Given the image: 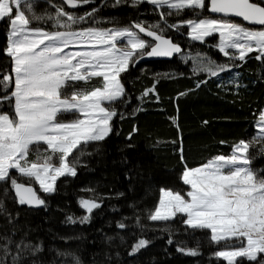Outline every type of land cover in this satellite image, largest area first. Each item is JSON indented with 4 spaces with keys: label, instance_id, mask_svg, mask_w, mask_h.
Listing matches in <instances>:
<instances>
[{
    "label": "trees",
    "instance_id": "trees-1",
    "mask_svg": "<svg viewBox=\"0 0 264 264\" xmlns=\"http://www.w3.org/2000/svg\"><path fill=\"white\" fill-rule=\"evenodd\" d=\"M53 2L60 4L61 0ZM40 4L37 14L53 11ZM93 8L96 15L81 28H123L134 22L163 25V9H155L147 0L135 7L130 0L120 4L94 0L65 10L82 15ZM204 17L211 15L201 12L200 18ZM187 19L196 16L185 10L167 21L179 24ZM38 24L54 30L51 22H35L34 26ZM9 30L6 21L0 23V74H12L13 62L6 55ZM165 35L182 46L180 55L172 61L130 66L121 75L126 99L115 105L118 116L112 121L110 135L83 146L76 175L59 178L53 194L34 186L45 201L43 208L20 204L10 182H0V264H14L19 251L16 244L21 241L31 247L15 264H73V257L80 264H228L215 255L228 250L225 242L210 241V230L190 228L182 222L185 215L152 221L149 214L159 205L162 189L182 195L190 190L181 179L186 167L203 165L217 155L228 156L233 145L257 136L256 126L264 110V58L257 59L260 53L253 52L244 61L232 62L216 49L217 36L201 43L193 41L186 25L168 28ZM188 54H203L226 65V70L216 76L195 72L185 61ZM97 86H102L100 77L74 85L86 90ZM12 90L9 87L7 94ZM5 94L0 90V96ZM13 105L14 98L4 101L0 111L11 113ZM74 118L72 114L60 116L64 121ZM258 147L259 143L249 151L250 167L264 175V154ZM33 152L28 159H35ZM11 174L18 182L29 183L24 176ZM82 199L95 200L100 206L89 214L80 205ZM85 215L89 220L81 223ZM69 216L76 222H70ZM140 239L149 243L134 252ZM37 247L40 250L34 251ZM188 250L198 254L190 255ZM261 260L264 255L256 260L240 258L236 264H259Z\"/></svg>",
    "mask_w": 264,
    "mask_h": 264
},
{
    "label": "snow or ice",
    "instance_id": "snow-or-ice-1",
    "mask_svg": "<svg viewBox=\"0 0 264 264\" xmlns=\"http://www.w3.org/2000/svg\"><path fill=\"white\" fill-rule=\"evenodd\" d=\"M41 2L54 11L37 14L35 9ZM92 2L94 0H61L60 4L53 0H0V22L6 21L10 29L6 55L13 62L12 74H0V90L6 93L0 96V104L14 98L11 113L0 111V182H10L20 204H44L32 182L44 193L55 191L58 177L76 175L83 146L103 141L109 135L112 121L118 116L115 105L126 99L121 74L127 72L130 65L134 66L146 56L171 57L181 52L180 46L166 37L168 28L187 25L191 39L201 42L218 33L216 47L231 60L244 61L253 51H259L257 59L264 56V27L250 28L230 19L237 17L248 25L264 26V0H147L155 9H163L160 12L163 25L134 22L123 28L74 30L75 25L93 18L97 9L78 15L66 11L65 7L76 8ZM122 2L128 3V0H116V4ZM130 2L135 7L145 0ZM185 10L192 12L196 19L168 24L169 16H180ZM205 11L229 19L200 18V13ZM34 21L51 22L52 28L64 30L48 31L39 24L32 26ZM73 46L90 50L65 51ZM226 67L208 59L198 62L194 71L216 76ZM93 77L102 78V86L91 90L74 87L76 82ZM9 87L13 90L7 94ZM64 114H73L75 118L61 120ZM258 123L257 136L252 141L241 140L233 145L230 155H217L203 165L186 167L181 179L190 190L182 195L179 191L162 189L159 205L150 212L149 219L169 221L177 213L186 215L184 224L192 229L210 230V241L217 244L224 241V247L232 249L215 253L228 264H236L237 257L256 260V253H264V175L250 167L252 157L249 155L257 143L256 150L264 154V110L260 112ZM40 143L50 152L41 155L37 148L36 159L29 161V154ZM10 170L27 177L29 183L18 182ZM80 205L89 214L100 206L95 200L85 199ZM0 211H3L2 203ZM68 220L76 222L71 216ZM88 220V215L80 218L81 223ZM233 239L235 244L231 242ZM148 243L140 239L133 251ZM30 247L23 241L16 244L19 251L13 257L14 264ZM3 251L8 252L6 244ZM188 254L198 253L188 250ZM73 264H80L79 259L73 257ZM259 264H264V260Z\"/></svg>",
    "mask_w": 264,
    "mask_h": 264
},
{
    "label": "rangeland",
    "instance_id": "rangeland-1",
    "mask_svg": "<svg viewBox=\"0 0 264 264\" xmlns=\"http://www.w3.org/2000/svg\"><path fill=\"white\" fill-rule=\"evenodd\" d=\"M41 5V4H40ZM39 5V6H40ZM77 7H83V5H78ZM54 11V10H53ZM52 11V12H53ZM42 14V13H41ZM76 14H78V15H80L79 13H76ZM210 18H216V17H210ZM219 19H222V18H219ZM235 22H237V23H241V22H238V21H236V20H234ZM35 22H37V21H34L33 22V25L32 26H34V23ZM1 23V22H0ZM83 23V22H82ZM82 23L81 24H78V25H75L74 26V30H79V29H82L81 28V25H82ZM187 26V25H186ZM188 27V26H187ZM189 28V27H188ZM55 30H60V31H62V30H64V29H55L54 28V30L53 31H55ZM49 31V30H48ZM189 32H190V28H189ZM212 36H217L218 37V40H217V45H218V43H219V34L218 33H214ZM212 36H208V37H205L204 38V41L206 40V39H208V38H210V37H212ZM189 38L191 39V37H190V35H189ZM192 40V39H191ZM193 41H195V40H193ZM196 42H200L201 43V41H196ZM216 49L219 51V49H218V47H216ZM78 50H90V49H82V48H79V47H75V46H73V47H70V48H68V49H65V51H78ZM230 52H232V51H234V50H229ZM220 52V51H219ZM253 52H259V51H253ZM253 52H251V53H253ZM221 53V52H220ZM251 53H248L246 56H248L249 54H251ZM221 54H223V53H221ZM224 55V54H223ZM225 56V55H224ZM262 58H264V56H262ZM208 60V58L205 56V55H203V54H188V55H186L185 56V61L186 62H189L190 64H191V67L194 69V68H196L197 67V64H198V62H200V61H207ZM236 61H239L238 59L237 60H232V62H236ZM131 66V65H130ZM130 66H129V68H130ZM123 74V73H122ZM121 74V75H122ZM93 78H95V77H93ZM92 79V78H91ZM84 82V81H83ZM71 90L72 89H70L69 90V92H71ZM73 115V114H72ZM74 116V115H73ZM259 127H260V125H259V123H257V126H256V129H257V134H258V132H259ZM111 133V132H110ZM110 133H109V135H110ZM108 135V136H109ZM107 136V137H108ZM34 155L36 156V149L38 148L39 149V151H40V153H41V155H46V154H48L49 152H50V150H47V146L45 145V144H43V143H40L39 145H36V147L34 146ZM29 157V156H28ZM35 159H36V157H34ZM35 159H33V160H35ZM33 160H30L29 159V161H33ZM54 162H55V160H54ZM21 163H23V161L21 162ZM11 172H16L15 170H10ZM17 174H19L18 172H16ZM66 176H71V175H66ZM63 177V176H62ZM71 177H73V176H71ZM27 180H28V178L27 177H25ZM59 178H61V177H58L57 179H56V181H55V186H56V183H57V181H58V179ZM32 186H36L37 188H38V190L40 191V192H42V193H44L42 190H40L39 189V185L37 184V183H35L34 181L32 182ZM190 187V186H189ZM54 193V191L53 192H51V193H45V194H53ZM162 194V193H161ZM177 215H184V214H180V213H177ZM176 215V216H177ZM175 216V217H176ZM186 216V215H185ZM174 217V218H175ZM233 240H235V239H233ZM245 244H246V241H245ZM228 250H232V249H228ZM261 255H264V253H256V256H257V259L259 258V256H261ZM218 258H220V259H223L224 261H226L223 257H218ZM240 258H247V257H237V258H235V260H236V262L240 259ZM248 259V258H247ZM227 262V261H226ZM228 263V262H227Z\"/></svg>",
    "mask_w": 264,
    "mask_h": 264
},
{
    "label": "water",
    "instance_id": "water-1",
    "mask_svg": "<svg viewBox=\"0 0 264 264\" xmlns=\"http://www.w3.org/2000/svg\"><path fill=\"white\" fill-rule=\"evenodd\" d=\"M78 6V5H77ZM67 8H69L70 10H75V9H77L78 7H76V8H71V7H67ZM212 17H216V18H222V19H229V17H223V16H221L220 14H213V13H209ZM230 19H232V20H236V21H238V22H241V23H244L245 24V26H247V27H250V28H255V29H260V28H262V27H264V26H259V25H248L247 24V22H244V21H242V19L241 18H237V17H231ZM142 36H143V34H141ZM147 39H150V38H147ZM173 41V40H172ZM173 43H176V42H174L173 41ZM176 44H178V43H176ZM179 46H180V48H181V52H182V46L180 45V44H178ZM180 52V53H181ZM180 53H175V54H173L171 57H144L143 59H140L136 64H135V66H138V65H146V64H149V63H152V62H157V61H172L173 59H175V58H177L179 55H180ZM33 188L37 191V189L33 186ZM37 194L39 195V197L41 198V196H40V194L38 193V191H37ZM42 199V198H41ZM26 205H28V206H30V207H32V208H36V209H40V208H43V205L44 204H42V205H29V204H26Z\"/></svg>",
    "mask_w": 264,
    "mask_h": 264
},
{
    "label": "crops",
    "instance_id": "crops-1",
    "mask_svg": "<svg viewBox=\"0 0 264 264\" xmlns=\"http://www.w3.org/2000/svg\"><path fill=\"white\" fill-rule=\"evenodd\" d=\"M161 196H162V194H161Z\"/></svg>",
    "mask_w": 264,
    "mask_h": 264
}]
</instances>
